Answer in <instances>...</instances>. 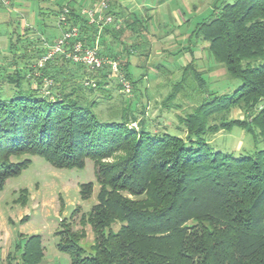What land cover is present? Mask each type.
Instances as JSON below:
<instances>
[{
  "label": "trees",
  "instance_id": "trees-1",
  "mask_svg": "<svg viewBox=\"0 0 264 264\" xmlns=\"http://www.w3.org/2000/svg\"><path fill=\"white\" fill-rule=\"evenodd\" d=\"M63 6L69 10L68 27L79 29L84 46L98 41L99 54L117 61L126 81L141 82L144 75L134 80L128 71L122 41L128 20L122 12L111 9L120 20L118 30L105 26L98 33L82 15L83 6L64 3L56 16ZM212 7L190 39L208 43L209 58L241 84L231 93L207 91L209 99L178 116L185 138L167 130L150 132L143 111L136 116L132 106L122 110V118L133 113L127 122L99 120L93 112L95 93L115 79L108 66L89 70L55 56L38 68L44 52L38 43L32 53L23 46L25 52L17 56L9 40L15 58L0 61V190L30 163L12 160L23 155L67 170H82L89 160L95 169L96 204L80 217V230L64 219L56 233V248L69 264H264V0H216ZM21 37L20 45L26 41ZM114 44L122 47L119 52ZM191 65L182 69H191L199 89L205 90L203 74ZM35 70L38 76H33ZM45 78L50 85H44ZM68 79L76 86H63ZM10 84L30 88L4 97L2 89ZM172 98L175 93L168 101ZM233 109L243 118H229ZM234 127L262 148L234 156L210 146L207 137ZM91 189L83 184L80 195L89 196ZM87 225L94 236L90 252L81 245ZM16 249L21 264H41L38 235L25 238Z\"/></svg>",
  "mask_w": 264,
  "mask_h": 264
},
{
  "label": "rangeland",
  "instance_id": "rangeland-1",
  "mask_svg": "<svg viewBox=\"0 0 264 264\" xmlns=\"http://www.w3.org/2000/svg\"><path fill=\"white\" fill-rule=\"evenodd\" d=\"M21 1L28 6L30 18L20 14L21 11L18 10L19 0H2V2L0 0V36H4L6 33L1 24L5 23L2 20L4 17L14 24L17 34H22L28 28V24L35 29H28L33 35L31 34V38L26 37V35L22 36L21 38L26 37V41L23 39L22 41L25 42L21 45L17 43V35L10 38L14 43V52L17 56L25 52L23 51V46L29 48L28 52H33L36 49L35 45L37 43L40 45V36L50 40L49 37L44 35L46 33L44 26L54 25L56 27L58 17V15L56 17L42 16L39 13L41 6V1L39 0ZM100 1L102 0H95L93 3H96L95 6H97ZM104 1L109 4L110 9H114V13L119 15L122 12L123 14L120 15L127 19V10L125 12V9L120 4L111 0ZM135 1H144L147 4L145 13L148 17H151L150 26L152 27V29L150 27L149 29L158 35L159 38L164 39L178 25L177 16L183 17L185 20L177 30L188 31L189 34H192L196 24L210 15L212 6L216 2V0H190V3L187 0ZM225 1L232 3L236 0ZM93 3L85 4L83 8L88 7V5L91 6ZM63 4H60V6ZM192 6H195L197 12L192 10ZM31 9L35 12L33 13ZM175 12L180 13V15L175 16ZM57 28L59 27L57 26ZM28 30L25 33H28ZM47 31L50 30L47 29ZM147 34L144 31L142 38L136 39L131 32L125 31L122 36L123 46L127 47V60L137 67H130V73L134 80L144 75L141 82L132 85L129 81H126L127 83L124 86L116 79L109 80L103 88L96 91L97 103L93 112L102 121L126 120L127 122L133 113L128 112L129 117L122 118V110L132 106L131 109L134 110L136 116L140 117L143 111L144 114L141 116L149 124L147 128L150 132L167 130L169 134L180 135L185 138V132L182 130L184 125L179 124L178 116L190 114L205 99H209L207 91L219 94L231 93L241 82L237 79H232L227 75L222 65L215 64L209 58L206 51L208 43L200 39L194 40V43L189 46L194 50V60L191 68L200 72L201 75L203 74L202 77H204L206 83L205 90L199 89L191 69L184 71L182 68H177L182 65L184 56L171 57L170 53H173V51L164 50V48L168 47L167 45L161 46L157 44L155 45L156 47H149ZM4 38L0 40V61L9 62L15 57L7 50L8 40ZM27 41H33L34 46ZM141 42L144 43L141 44ZM113 48L119 52L122 47L114 44ZM18 61L20 63L21 60L19 59ZM33 62L36 63V58L32 60V64H35ZM37 67H41L38 62ZM14 71L21 74L16 66ZM9 72H12V70H9ZM39 74L40 72L35 70L33 76H38ZM46 80L51 82V80L45 78L44 85H50L51 83L46 85ZM73 81V79H68L63 86L72 84L76 86ZM90 84L92 82H89ZM127 84L129 92H127ZM33 87L34 84L32 85ZM29 88L28 85H24L21 89H17L10 84L2 89L1 93L4 97H7L15 92H27ZM70 89L71 87L65 92ZM174 93L175 98L168 101V98ZM163 102L166 103L165 107L162 106ZM229 118L242 119L243 114L240 110L233 109L230 111ZM210 124L219 123L216 120H211ZM178 126L181 127L180 131H177ZM207 140L214 150L230 153L234 156L252 155L262 148L261 144L256 145L251 136L236 127L232 128L231 131H220L213 136L207 137ZM12 160L14 162L28 160L30 163L17 176L7 179L0 190V264H21L20 251L16 248L25 238L31 235H38L41 239V264H69V258L56 248L59 241L56 233L60 229V221L64 219L67 220L73 230H80V217L82 215L86 216L96 204L99 186L96 182L93 163L86 160L85 167L82 170H67L57 168L37 156L23 155L12 158ZM83 184H91L92 186V192L87 197L80 195ZM118 227L119 224L115 223L112 228L117 231ZM83 230L85 237L81 240V245L87 252H90L89 249L93 244L94 236L90 226H85Z\"/></svg>",
  "mask_w": 264,
  "mask_h": 264
},
{
  "label": "crops",
  "instance_id": "crops-1",
  "mask_svg": "<svg viewBox=\"0 0 264 264\" xmlns=\"http://www.w3.org/2000/svg\"><path fill=\"white\" fill-rule=\"evenodd\" d=\"M39 1H41L39 13L42 16H44V17H46V16L56 17L58 7L62 3H69L70 5H73L75 7H81L85 4L93 3L95 0H39ZM111 1H114L117 4H120L125 9L124 10L125 12L127 10V19H128V21H127L128 22L127 32L128 31L131 32L133 37H135L136 39L137 38L140 39L143 36L142 33L144 31H146L148 33L147 35H148L149 47H151V46L156 47L155 45H157V44H159L161 46L167 45L168 47L164 48V50L165 51L166 50H172L173 53H170L171 57L172 56L178 57L180 55L182 57L184 56V61H183L182 65L180 67H177V68L181 69V68L185 67L186 65H188L190 61L194 60V56H193L194 50L192 48H190L189 46L192 45V43H194L193 41L195 39H193V41L191 42L190 37L192 36L195 28L192 31V34H189L188 31L186 32V31H182L180 29H179V31L177 30V28L178 27L180 28V26H182V24L185 22L183 17H179V16L176 17L178 25L175 27V29L173 30V32L171 34H168L165 39L159 38L158 35H156L153 31L151 32L149 29V27L152 29V27L150 26L151 17H148L147 14L145 13V8L147 7V4L144 1H142V2H136L135 0H111ZM164 1H166V0H164ZM187 2L190 3V0H187ZM93 4H95V3H93ZM23 6H24V8H23ZM161 6H160V8H161ZM158 7H157V9H158ZM188 8H189V6H188ZM191 8H192V10L197 12L195 6H192ZM18 10L21 11L20 14L22 16H24V17L28 16L29 18L31 17L29 12H28L29 11L28 6L25 3H23L21 0H19ZM31 11L33 13L35 12L32 9H31ZM174 15L175 16L180 15V13L175 12ZM210 15H211V13H210ZM210 15H208L206 18L202 19L201 21L209 18ZM182 18L184 21L182 20ZM2 20H4V22H5V23H1V24L3 25L6 33L4 36H0V40L3 37H5L4 39L7 38L8 42H9L10 38H12V36H16V35H18V36L19 35L20 36L26 35V37H29V38L32 37L31 36L32 32H30L29 30H35V29H33L34 27H32L30 24H28V28L26 26V28H27L26 30L29 29L28 33H25L26 30H24V32L22 34H17L15 32L14 24L10 23L9 20H6L5 17ZM200 22H198V23H200ZM158 27H160V26H158ZM45 28H46L45 35L49 38L55 39V38L59 37L61 34V30L59 28H57V26L55 27L54 25H52V26L45 25L44 29ZM47 29H49L50 31H47ZM143 43L144 42H141V44H143ZM7 50H8V45H7ZM171 57H170V59H171ZM130 67H135V66H133L131 61H129V69H130ZM135 68H137V67H135ZM173 68H176V67H173ZM128 71L130 73V70H128Z\"/></svg>",
  "mask_w": 264,
  "mask_h": 264
},
{
  "label": "built area",
  "instance_id": "built-area-1",
  "mask_svg": "<svg viewBox=\"0 0 264 264\" xmlns=\"http://www.w3.org/2000/svg\"><path fill=\"white\" fill-rule=\"evenodd\" d=\"M68 13V8L63 6L61 12L58 14L57 26L61 29V35L59 37L52 40H48L44 36L39 37L40 48L44 52L38 64L42 66L43 63L52 60L55 56H63L65 60L82 65L89 70H96L103 66H108L112 76L125 86L127 82L120 73L117 61L102 57L99 54L98 41H95L93 46H84L78 39L79 29L75 26L68 27L67 25ZM81 13L86 17L89 25H94L98 28V33L105 26H112L115 30H118L120 27V20L111 13L109 4L104 0L100 1L93 8L89 6L82 8ZM50 83V81L46 80V85ZM85 84L89 85V82L86 81ZM127 92H129L128 84Z\"/></svg>",
  "mask_w": 264,
  "mask_h": 264
}]
</instances>
